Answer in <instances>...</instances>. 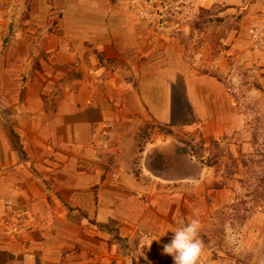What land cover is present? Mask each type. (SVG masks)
Listing matches in <instances>:
<instances>
[{"label":"crops","instance_id":"1","mask_svg":"<svg viewBox=\"0 0 264 264\" xmlns=\"http://www.w3.org/2000/svg\"><path fill=\"white\" fill-rule=\"evenodd\" d=\"M198 3L224 7L217 17L233 20L243 7L242 26L264 27V0ZM127 7L124 0H0V203L29 204L46 224L17 239L0 226V264H133L144 255L171 264L161 245L172 231L193 218L206 229L228 202L219 174L196 188L182 183L194 178L178 182L139 168L135 143L159 141L157 129L173 126L179 108L201 118L208 137L230 125L217 78L164 68L160 56L142 63L155 51L143 46L142 22ZM99 58L117 62L121 74L108 72L105 81L92 74L86 83L76 67ZM263 58L255 53L254 62L262 66ZM176 87L185 88L184 105ZM243 236L235 264H264V208Z\"/></svg>","mask_w":264,"mask_h":264},{"label":"rangeland","instance_id":"2","mask_svg":"<svg viewBox=\"0 0 264 264\" xmlns=\"http://www.w3.org/2000/svg\"><path fill=\"white\" fill-rule=\"evenodd\" d=\"M198 1L202 0H124L130 13L142 22L141 28L146 32L143 46L155 51L154 57L145 58L142 63L157 61L160 56L164 68L176 66L179 72L188 68L193 77L209 75L217 78L227 99L229 116L226 123L230 126L226 133L218 132L208 137L201 118L193 116L194 113L184 106L179 108L182 116L173 126L163 125L157 129L163 136L159 141L149 139L135 143L138 145V150L134 149L135 158L142 172L163 177L165 170L159 157L182 150L186 168L173 177L178 182L183 178H194L195 181L182 183L196 188L208 181L207 184H211L210 179L205 178L219 174L220 182L223 180L230 191V197L215 212L206 229L200 230L204 244L200 264H235L236 253L244 239L243 229L264 208V201L256 204L253 199L254 192L260 189L264 180V62L262 66L254 62L255 53H264V27L242 26L241 16L246 12L243 7L239 6L238 12L242 11V14L233 20L224 15L217 17L224 7L203 9L198 7ZM247 6L248 2L244 7ZM7 7L9 11L10 6ZM201 9L210 12L211 16L203 29L192 31L191 26ZM241 27L248 28V33L238 35ZM169 48H176V53L168 52ZM236 54L241 55L239 59H235ZM87 63L83 68L76 67L77 71L81 70L86 83L92 74L97 80L105 81L108 72H116L118 76L122 72L115 61L105 63L99 58L96 65H90V59ZM154 64L146 66L149 69L155 67ZM71 76H76V72L73 71ZM199 84L206 91H212V85ZM183 87H176L178 105L183 104ZM256 135L257 143L254 141ZM167 262L165 264H170ZM133 264L147 262L140 259L134 260Z\"/></svg>","mask_w":264,"mask_h":264},{"label":"clouds","instance_id":"3","mask_svg":"<svg viewBox=\"0 0 264 264\" xmlns=\"http://www.w3.org/2000/svg\"><path fill=\"white\" fill-rule=\"evenodd\" d=\"M201 225L198 219H191L174 231L169 243L161 245V255L171 256L174 264H200L204 244L200 238ZM156 241L159 242V239ZM147 264H152L144 255Z\"/></svg>","mask_w":264,"mask_h":264},{"label":"built area","instance_id":"4","mask_svg":"<svg viewBox=\"0 0 264 264\" xmlns=\"http://www.w3.org/2000/svg\"><path fill=\"white\" fill-rule=\"evenodd\" d=\"M0 226L7 237L17 239L22 233L44 229L46 224L34 215L31 205L4 201L0 203Z\"/></svg>","mask_w":264,"mask_h":264},{"label":"trees","instance_id":"5","mask_svg":"<svg viewBox=\"0 0 264 264\" xmlns=\"http://www.w3.org/2000/svg\"><path fill=\"white\" fill-rule=\"evenodd\" d=\"M210 16H211L210 12L201 9L197 18L193 22V25L191 26L192 31L203 29V26L205 25L208 17ZM254 141L255 143L258 142L257 135L254 136ZM183 154L184 153L182 150H176L173 153L165 154L163 158L159 157L161 166L164 168V170H166L165 173L167 175H172L174 177H177L178 173H180L179 170L181 171L185 170L186 164L182 160ZM253 199H254V203L256 204H259L260 202L264 201V180L261 181L260 189L254 192Z\"/></svg>","mask_w":264,"mask_h":264}]
</instances>
